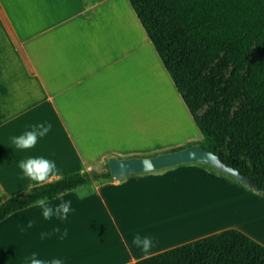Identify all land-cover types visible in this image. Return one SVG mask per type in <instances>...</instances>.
<instances>
[{"label": "crops", "instance_id": "1", "mask_svg": "<svg viewBox=\"0 0 264 264\" xmlns=\"http://www.w3.org/2000/svg\"><path fill=\"white\" fill-rule=\"evenodd\" d=\"M169 76L129 0H0V204L36 185L20 178L22 159L54 161L58 180L107 171L98 164L109 156L186 146L190 137L165 143L145 129L149 92L153 101L164 77L179 107L189 110ZM37 123L52 129L34 148L16 149L10 138ZM213 187L245 190L201 163L93 180L63 195L72 209L64 221L31 207L1 221L0 264H31L33 253L46 264H129L238 227L213 229L185 210ZM61 202L50 200L53 207ZM57 227L67 229L64 239ZM136 234L152 239L148 253L133 244Z\"/></svg>", "mask_w": 264, "mask_h": 264}, {"label": "trees", "instance_id": "2", "mask_svg": "<svg viewBox=\"0 0 264 264\" xmlns=\"http://www.w3.org/2000/svg\"><path fill=\"white\" fill-rule=\"evenodd\" d=\"M129 1L203 135L197 143L264 196V0ZM110 177L92 171L35 185L0 204V222L38 196ZM129 264H264V245L229 228Z\"/></svg>", "mask_w": 264, "mask_h": 264}, {"label": "rangeland", "instance_id": "3", "mask_svg": "<svg viewBox=\"0 0 264 264\" xmlns=\"http://www.w3.org/2000/svg\"><path fill=\"white\" fill-rule=\"evenodd\" d=\"M164 79L163 90H160L158 86L153 101V94L149 92V109L147 112L149 120L147 121L145 129L150 131V133L161 134L165 143L186 140L189 139V137L190 139L186 146L191 143L199 142L203 138L201 131L195 125L189 110L188 112L183 111L176 103L175 99H173L167 86L168 81L166 82L165 77ZM170 80L172 79L170 78ZM197 136L202 137L196 139L195 137ZM106 163L107 160H104L98 165L100 168H103L106 166ZM231 179L246 191L240 189L231 190L229 188L224 191L213 187L212 190L210 192L207 191L204 196H195L191 204L185 207V210H189L193 217L200 218L201 216L204 224L211 225L213 229L237 225L238 227H236V229H241V231L250 237L254 235L261 239L264 244V227L262 225L264 224V219L258 222L257 220L254 221L256 218H252H264V196L256 190L238 182L236 179ZM216 212H219V214L214 215ZM248 221L250 223H248Z\"/></svg>", "mask_w": 264, "mask_h": 264}, {"label": "clouds", "instance_id": "4", "mask_svg": "<svg viewBox=\"0 0 264 264\" xmlns=\"http://www.w3.org/2000/svg\"><path fill=\"white\" fill-rule=\"evenodd\" d=\"M52 129L51 123H37L31 125V130L26 131L24 134L19 136L11 137V143L15 145L16 149L27 150L32 149L38 143V140L45 137ZM143 166L146 172L154 170V165L150 160L143 161ZM19 168L22 170L23 175L21 179L27 178L30 181L35 182L37 186H43L46 184H51L55 177L59 176L60 170L54 161L46 159L44 157H29L27 159H22L19 162ZM63 193L58 194V196L53 199H61V203L52 206L50 203L49 196H38L34 202L28 205L31 208H40L42 210V215L44 219L49 220L53 216L57 219L64 221L67 219L68 214L71 209V201H63ZM77 195L82 199L84 196L88 195V192H78ZM11 214V213H10ZM34 222L28 220L27 228H32ZM24 227H21V231H25ZM55 233L60 234V239H64L67 235V229L61 232L59 227L54 229ZM48 233H42L41 239L48 236ZM133 244L137 248H140L144 253H148L153 247V241L150 237H141L136 234L133 238ZM31 264H46L45 261L36 258V254L33 253L31 257ZM49 264H62L60 259H53Z\"/></svg>", "mask_w": 264, "mask_h": 264}, {"label": "water", "instance_id": "5", "mask_svg": "<svg viewBox=\"0 0 264 264\" xmlns=\"http://www.w3.org/2000/svg\"><path fill=\"white\" fill-rule=\"evenodd\" d=\"M150 160L154 165V170L174 167L186 163H201L213 166L219 171L231 175L236 180L245 184L246 186L258 189V186L247 176L243 175L236 168L226 164L218 155L209 151L199 143L160 152L153 156H131V157H117L109 156L107 163L110 174L113 178L119 180L127 175L138 174L146 172L143 166V161ZM152 170V171H154ZM264 193V191H262Z\"/></svg>", "mask_w": 264, "mask_h": 264}, {"label": "bare ground", "instance_id": "6", "mask_svg": "<svg viewBox=\"0 0 264 264\" xmlns=\"http://www.w3.org/2000/svg\"><path fill=\"white\" fill-rule=\"evenodd\" d=\"M245 217V216H244ZM248 218V217H247ZM252 218H256V219H254V221H258L259 222V220H262V219H264L263 217H252ZM252 218H249V219H252ZM251 221H253V220H251ZM248 223H250L249 221H248Z\"/></svg>", "mask_w": 264, "mask_h": 264}]
</instances>
